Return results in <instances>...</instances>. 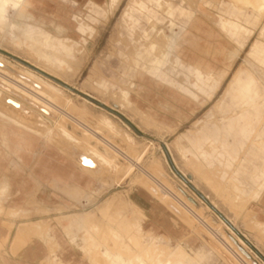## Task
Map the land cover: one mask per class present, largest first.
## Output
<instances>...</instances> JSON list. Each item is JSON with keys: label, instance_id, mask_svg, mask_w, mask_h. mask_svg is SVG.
<instances>
[{"label": "rangeland", "instance_id": "1", "mask_svg": "<svg viewBox=\"0 0 264 264\" xmlns=\"http://www.w3.org/2000/svg\"><path fill=\"white\" fill-rule=\"evenodd\" d=\"M0 17L6 74L58 97L45 115L0 84V221L74 236L92 264H229L210 236L264 264V0H0ZM70 146L109 165L93 173ZM46 158L78 168L80 205L17 212L9 173Z\"/></svg>", "mask_w": 264, "mask_h": 264}, {"label": "crops", "instance_id": "2", "mask_svg": "<svg viewBox=\"0 0 264 264\" xmlns=\"http://www.w3.org/2000/svg\"><path fill=\"white\" fill-rule=\"evenodd\" d=\"M16 162L14 160V163ZM17 179L24 180V186L16 187L14 183L9 197L13 206L18 207L16 211L21 213L35 209L57 213L74 210L80 205V197L84 192L80 186L82 177L78 168L73 167L69 162L58 161L57 158H46L45 161H41L36 171H24L18 176L15 171L9 173V181ZM18 183L21 185L20 182ZM135 205L143 213H149L147 206ZM150 212L156 210L151 209ZM151 218L153 227L160 229L162 226L157 217L152 214ZM57 222L61 224L63 220ZM166 222V228H162L166 229L168 237L176 238L180 225L172 219ZM29 226H31L29 223L16 225L13 222L0 221V264H92L91 260L80 251L74 236L49 234L43 238L36 236L20 238L21 229L30 233ZM237 245L245 250L241 240Z\"/></svg>", "mask_w": 264, "mask_h": 264}, {"label": "bare ground", "instance_id": "3", "mask_svg": "<svg viewBox=\"0 0 264 264\" xmlns=\"http://www.w3.org/2000/svg\"><path fill=\"white\" fill-rule=\"evenodd\" d=\"M240 2V0H239ZM254 2V1H253ZM25 3V2H24ZM244 3V1H243ZM257 3V2H256ZM242 4V3H241ZM258 4V3H257ZM24 5V4H23ZM27 5V4H26ZM256 5V4H255ZM2 6V5H1ZM4 7V6H3ZM2 7V8H3ZM240 7V6H239ZM22 8V7H21ZM7 11V10H6ZM1 18V17H0ZM173 43V42H172ZM217 49V48H216ZM169 53V52H168ZM168 58V57H167ZM166 61V60H165ZM157 63V62H156ZM160 70V69H159ZM5 71H9V67L3 62L0 60V74L2 75H5V76H1L0 75V84H4L5 87H6V90L8 92H14V93H17L18 95H20V97H23L22 99L24 100H28L29 102H31L30 105H32L33 107H37L39 109L42 110V113H44L45 115H52L54 116V113H56V109L50 104V99L52 100V98H56V95L54 96L53 92L50 93V91L47 89V87L45 86L44 83L40 82L39 83H35L34 81H28L26 79H20V78H16V77H13L9 74H6ZM48 86V85H47ZM244 88V87H243ZM235 88H233L234 90ZM236 90V89H235ZM232 91V90H231ZM237 91V90H236ZM238 92V91H237ZM245 92V91H243ZM11 94V93H10ZM15 94V95H17ZM14 95V94H13ZM53 95V97H52ZM19 97V98H20ZM58 99V97L56 98ZM54 100V99H53ZM28 102V103H29ZM11 103L14 104L15 107H19V108H25L26 110H28L30 113H33L31 110H29L28 108H26L23 104H21V102H18V101H12ZM119 103V102H118ZM117 103V104H118ZM119 105V104H118ZM120 105L122 107V111L124 114H128L129 116H132L131 112H135V110H132L130 107L126 106L124 102H120ZM231 106V105H230ZM61 108V107H60ZM38 110V109H37ZM63 110V109H62ZM74 111V110H72ZM60 113V112H59ZM76 113V112H75ZM81 113V111H80ZM72 114V113H71ZM84 114V113H83ZM31 115V114H30ZM52 116V117H53ZM84 116V115H83ZM41 117V116H40ZM51 117V119H52ZM68 117V116H67ZM82 117V116H81ZM80 117V118H81ZM79 119V118H78ZM44 120V119H43ZM53 120V119H52ZM75 120V119H74ZM73 120V121H74ZM83 120V119H82ZM108 120V119H107ZM76 122V121H75ZM78 122V121H77ZM85 122V121H83ZM109 122V121H108ZM111 122V120H110ZM115 122V121H114ZM113 122V123H114ZM81 123V122H79ZM78 123V124H79ZM56 124V123H55ZM82 124V123H81ZM86 124V123H85ZM84 124V125H85ZM83 125V124H82ZM57 126V125H56ZM81 126V125H80ZM108 126V125H107ZM117 126V124L115 125ZM58 127V126H57ZM61 127V126H60ZM75 127V126H74ZM126 127V126H125ZM77 128V127H76ZM85 131V133L91 135L92 137H95V138H99V134L96 135L95 132H93V128L91 129V126L90 127H87V126H84L82 127ZM103 128V127H101ZM61 129H64L65 128H61ZM74 129V128H73ZM66 131V130H65ZM82 131V130H81ZM67 132V131H66ZM83 132V131H82ZM69 133V132H68ZM63 134V133H62ZM66 136H68L70 138V140L72 142H75V143H78V141L74 140L69 134H65ZM86 135V134H85ZM84 135V136H85ZM69 140V139H68ZM69 140V141H70ZM87 140V139H86ZM85 140V141H86ZM109 140V139H108ZM84 141V142H85ZM99 141L102 142L103 144H106L107 143L105 142L104 139H100L99 138ZM112 141V140H110ZM81 142V140H80ZM79 142V143H80ZM89 145V144H88ZM112 147V144L109 145ZM71 149H70V152L71 154L74 156V158H76L75 160L76 161H79L78 164L80 163L83 167H85L87 170H92L93 173H99L102 169L101 166L103 165H109V162H108V159L103 156L102 154H100V152H98L95 148H93L91 151H86L84 154L81 153L80 151H78L77 147L75 146H70ZM76 149H75V148ZM106 147V146H105ZM115 147V146H114ZM89 148H90V145H89ZM107 148V147H106ZM130 170V169H129ZM156 183V182H155ZM163 184V183H162ZM160 188L159 190L161 192H163L164 194L167 193L168 189L167 187L164 185L160 186L158 185ZM191 213V211H190ZM133 235V234H132ZM214 237V236H213ZM215 238H206L205 240L207 241L208 243V246L210 247V249L212 250L213 253L217 254L218 256L220 257H223L229 264H233L237 261H239V263L241 264H245V262L239 260L238 258H241L240 255L238 256L237 255V252H235V250L232 249V247L230 245H226L221 243L219 240L215 241L214 240ZM233 241V240H232ZM235 244H237L235 241H233ZM240 248V247H239ZM210 250V251H211ZM240 251L242 252V248H240ZM147 252V251H145ZM226 252L228 254H226ZM243 253V252H242ZM142 254V253H141ZM148 254V253H147ZM144 256V254H142ZM141 255V256H142ZM151 255V254H150ZM136 256V255H135ZM142 256V257H143ZM246 256L248 257V259H251V256L246 254ZM126 257V256H125ZM128 257V256H127ZM131 257V256H129ZM134 257V256H133ZM93 258V257H92ZM95 258V257H94ZM93 258V259H94ZM91 259V258H90ZM128 259V258H127ZM137 259V258H135ZM139 259V258H138ZM155 259V258H154ZM92 260V259H91ZM130 260V259H129ZM146 260V259H145ZM95 261V260H94ZM109 261V260H108ZM141 261V260H140ZM139 261V262H140ZM169 261L173 262L172 260L169 259ZM235 261V262H233ZM241 261V262H240ZM159 262V261H158ZM161 262V261H160ZM166 262V261H165ZM163 262V264L165 263ZM131 263V262H130ZM136 263V262H135ZM144 262H142L143 264ZM101 264V263H100Z\"/></svg>", "mask_w": 264, "mask_h": 264}]
</instances>
